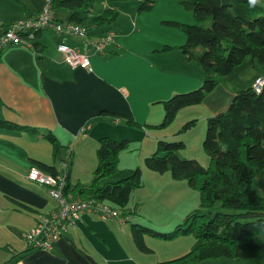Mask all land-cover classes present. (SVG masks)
Returning a JSON list of instances; mask_svg holds the SVG:
<instances>
[{"label":"crops","instance_id":"crops-1","mask_svg":"<svg viewBox=\"0 0 264 264\" xmlns=\"http://www.w3.org/2000/svg\"><path fill=\"white\" fill-rule=\"evenodd\" d=\"M46 2L0 0V26L34 16ZM99 4L103 6V0ZM104 5L117 7L116 3L112 5L106 0ZM123 6L120 9L127 14L128 21L115 22L114 28H110L114 32L113 41L100 54H91L90 69L66 65L56 50L58 38L51 30L37 33L30 48L12 44L0 52V118L25 127L19 130L0 128V264L18 253L20 256L12 264H153L159 261L148 255L153 250L143 253L135 248L123 222L103 220L90 214L75 219L67 232L53 242L51 249H35L23 240L27 229L57 207L44 186L27 180L25 174L29 166L41 162L52 166L55 172H62L61 163L67 160L66 193L81 197L77 195V188L86 187L92 181L81 182L79 173L83 167L86 171L94 169L99 137L119 140L134 138L140 132L143 145L147 140L143 155L152 151L153 144L162 136L161 131L152 125L161 119V112L158 113L160 101L175 92L195 87L202 78L196 63L186 60L181 53L158 50L175 42L164 37L141 39L140 28L130 26V17L136 16L135 20H138V15L134 14L131 4ZM95 7L92 5L87 18L103 10H95ZM52 12L56 19L66 20L67 11L55 9ZM155 30L167 34V29L156 26ZM102 34V25L91 24L84 38L69 36L64 43L90 50L88 42ZM184 40L185 36L177 43L182 44ZM158 51L160 53H156ZM244 71L248 73L245 85L238 81L241 78H237ZM259 73L247 61L242 62L225 77L219 78L199 104L180 109L177 112H181L179 124L191 119L205 122L207 116L225 110L235 91L249 86ZM153 111L155 118L152 120ZM111 114L132 118L135 129L124 119L111 117ZM143 125L149 128L148 131ZM45 133L51 134L59 145L56 157L51 153L50 142L44 138ZM195 140H198V134ZM136 163L139 166L138 158ZM117 167L131 168L129 155L120 152ZM144 174L149 173L144 171ZM169 178L165 184L168 190L173 188L179 197H192L181 209V213L188 211L190 200L191 204L195 201L191 187L184 180L171 181ZM155 187H146L141 180L135 191L138 193L129 195L126 206L131 213L124 222L139 223L148 217L143 203L145 199L142 200L140 193L145 190L149 197L150 192H154L155 197ZM170 202V194H167L163 204L158 201L157 206L170 209ZM151 205L150 213H158L154 209L157 207ZM180 216L170 209L159 212L155 219L172 220ZM183 245V250L177 253V245L168 247L163 253L167 255L163 261L186 253L189 246ZM260 246L253 259H207L196 264H264V246Z\"/></svg>","mask_w":264,"mask_h":264},{"label":"trees","instance_id":"trees-1","mask_svg":"<svg viewBox=\"0 0 264 264\" xmlns=\"http://www.w3.org/2000/svg\"><path fill=\"white\" fill-rule=\"evenodd\" d=\"M177 1L191 12L194 23H165L181 30L185 40L177 48L186 60L199 65L203 78L197 88L171 94L160 101V126L172 121L179 109L199 104L216 86L218 77L229 74L242 62L247 61L264 73V0ZM151 2L140 0L137 11L151 9ZM48 3L51 10L67 11L66 20L84 24L87 29L91 24L102 25L103 31L110 29L109 23L117 15L116 9L104 8L98 15L87 18L93 0H48ZM170 48L164 45L159 51ZM35 49L38 52L37 47ZM110 116L124 118L126 124L136 125L130 117ZM193 120L184 122L177 133L193 126ZM0 128L25 129L1 118ZM44 138L50 142L51 153L56 157L59 145L55 138L49 133H45ZM183 147L180 140L158 139L155 149L143 157V164L156 173L168 172L172 179L184 180L197 191L200 208L189 212L181 223L167 232L131 222L129 232L133 245L140 252L149 253L151 249L144 243L145 235L163 240L181 235L193 237V244L186 253L154 264H196L218 257L254 258L261 246L251 237L264 235V198L252 189L247 164L253 167L257 176L264 175V85L258 93L249 86L235 91L225 110L205 118L201 147L208 158L206 167L195 159L180 158L177 151ZM126 148L125 139L99 137L93 181L86 187H78L77 195L104 200L119 209L122 215L131 213L126 204L131 191L140 187L141 179L138 167H117L119 153ZM36 165L43 172L55 173L50 165L41 162ZM101 179L103 184L97 187ZM67 190L68 186L64 188L65 192ZM215 201L234 211L210 214L207 209ZM19 256V253L12 255L2 264H12Z\"/></svg>","mask_w":264,"mask_h":264},{"label":"rangeland","instance_id":"rangeland-1","mask_svg":"<svg viewBox=\"0 0 264 264\" xmlns=\"http://www.w3.org/2000/svg\"><path fill=\"white\" fill-rule=\"evenodd\" d=\"M99 1L101 0H93V7H95V10H98L99 8H110L109 5L106 6L104 5L105 0H103V6L101 4H99ZM140 0H106V2H109L110 4L114 5V3H116L117 7H113L114 9L116 8L117 10V15L115 17V19H113L110 23H109V28H114V23L118 22H124L126 23L128 21V16L127 14L124 12H122L120 8L124 7L123 5H127V4H131L134 10V14L138 15V20H135L136 16H132L130 17V26L131 28H140L139 30V36L141 39H154V38H158V39H162L167 38V40H170L171 42H175L173 44H167L166 46H170L172 48H170L168 51H177V53H180L179 49L177 48L178 45H180V43H177L178 41H180V39H182L184 37L183 33L181 32V30L175 26H171L166 24V21H175L178 23H185V24H193L194 23V18L191 14V12L189 10H186L182 7V5L180 4L179 1L177 0H151V9L149 10H141V11H137L136 7L138 6ZM114 2V3H113ZM155 4V6H153ZM91 14H95V12H91ZM135 23V25H134ZM159 27L161 29H167L166 33L160 32V31H156L155 28ZM163 31V30H162ZM169 42V41H167ZM161 48H159L158 50H160ZM160 52H166V51H160ZM159 51L156 53H160ZM173 53V52H172ZM165 62L162 61V65H164ZM195 65V64H193ZM197 65V64H196ZM199 67V65H197ZM199 69H201L199 67ZM234 69V68H233ZM202 73V71H201ZM225 77L224 76H220L217 78V81L219 78ZM248 77V73L247 71H244L243 73H240L237 78H241L242 80H238L240 81L243 85H245V80ZM202 78H203V73H202ZM201 80H199V84L196 85L195 87L191 88V89H187L185 91H178L175 93H180V92H187L189 90L195 89L198 86H200L201 84ZM241 88H238V90ZM174 94V93H173ZM159 107V106H158ZM186 108L190 107L189 106H185ZM183 107V109H186ZM159 111L158 113L161 112V118H162V108H161V104L160 107L158 108ZM182 109V108H181ZM180 110V109H179ZM178 110V111H179ZM144 113H147V115L149 114V112L144 111ZM180 113H176L175 116L173 117L172 121H170L167 125H163L160 126L159 123L161 122V119L155 124L152 125H156L154 126L155 129L157 131H161V137H159L158 139H164V140H168V141H182L184 143V147L180 150L177 151V154L180 158H184V159H195L198 163H200L203 167H206L208 165V158L205 155V153L202 150L201 147V142H202V138L200 139L201 134H204L205 132V122H200L201 119L198 120H193L194 124L193 126H191L189 129V131H184L181 133H177L178 129L180 128V126L182 125L179 124V117H180ZM151 115H149L150 118ZM187 116V115H185ZM154 117V111L152 113V120ZM124 119V118H121ZM149 120V119H148ZM192 120V119H191ZM189 121V120H188ZM145 124V123H144ZM146 130L148 131L149 128H147V126L143 125ZM131 128L135 129L134 127L136 126H130ZM198 134V140H195V135ZM141 133L138 132V136L134 137V138H125V140H127V148L123 149L121 152L123 154L129 155V157L131 158L132 161V167H138L140 170V179L142 180V182H144V185L146 187H149L151 189H153L155 187V193L156 196L154 197V192H150L149 197L147 196V192L144 190V192L140 193V196H142V200H144V204L147 208V214L148 217H146L145 219H142L143 221H139L138 224H141L145 227H149L153 230L156 231H160V232H167L169 230H171L174 225H176L177 223H181L184 219V217L189 214V212L194 211L196 209H199V201H198V193L195 189L190 188L192 190V194L194 196L195 201H192L191 204V200H190V207L188 209V211H184L181 213V209H183L185 207V204L187 203L188 199H191V196H180L177 194V192L173 189L170 188V190H168L167 186L165 185L167 183L168 180V176L169 173L168 172H163V173H156L154 171H151L149 169H147L144 164H143V157L148 155L150 152H152L155 148V145L153 144V150L152 151H148V153H146L145 155H143L145 152V148H146V143L147 140L143 141L145 144L143 145L142 143V139L140 137ZM157 139V140H158ZM121 140V139H119ZM142 145V146H141ZM141 146V149L140 147ZM137 158L139 160V166L138 163H136ZM141 169H142V173L141 174ZM144 171L149 173L148 175L144 174ZM247 171L248 173L252 176V181H251V187L252 189L255 191V193L261 197L264 198V175L262 176H257L253 170V167L249 164H247ZM80 178H81V182L86 183L89 182L90 180L93 181V175H92V171H86L85 167H83L80 171ZM162 175V176H161ZM171 179V178H169ZM171 181H175L173 179H171ZM179 181H183V180H179ZM177 181V182H179ZM103 183V180L99 181L96 186L100 187ZM151 184V185H150ZM138 188L133 189L131 192L133 193H138L135 192L137 191ZM150 190V189H149ZM170 194V209L173 212H176L178 214H180V217H177V219H172V220H167L164 218V220H159V219H155L159 217V212H163L166 210H170L168 206H157L158 201L160 203L163 204V199L164 197ZM132 195V194H131ZM137 195V194H136ZM182 198V200H181ZM154 204L157 208L154 207V209L158 210V213H150V209L153 208V206L151 204ZM127 205V204H126ZM127 207V206H126ZM128 208V207H127ZM161 210V211H160ZM210 214H213L215 212H233L234 210H232L231 208H227V207H223L221 206L219 201H215L208 209H207ZM119 213L121 216H129L128 215H122L120 210L118 209ZM264 211V209H263ZM127 212V211H126ZM140 219V218H137ZM131 222H135V221H126L123 222L122 225H124V228L126 227L127 232L129 231V224ZM126 225V226H125ZM123 229V227H122ZM130 237V235H129ZM256 243L258 244H262L264 246V235H253L251 237ZM131 239V238H130ZM183 241H186L185 243H183ZM193 237L191 235H181L178 236L174 239H170V240H163V239H159L156 237H151V236H144V243L147 247H149L151 249V251L153 250V253L148 254L150 257L159 260L158 262H162L163 260H165L163 257L167 256L165 254H163L168 247L173 246V245H177L178 250L175 251L177 252H181V250H183V248L185 247L183 244H185L186 246H190L193 244ZM132 243V242H131ZM181 243V244H180ZM188 248V249H189ZM264 249V248H263ZM225 259L224 257H218V258H212V259ZM262 258H264V250H263V254H262ZM228 259H235V258H228ZM253 259V258H252ZM167 261V260H166ZM155 262V263H158ZM154 264V263H153Z\"/></svg>","mask_w":264,"mask_h":264},{"label":"built area","instance_id":"built-area-1","mask_svg":"<svg viewBox=\"0 0 264 264\" xmlns=\"http://www.w3.org/2000/svg\"><path fill=\"white\" fill-rule=\"evenodd\" d=\"M43 30H51L58 38L56 50L66 65L83 69H90L91 54H100L105 46L113 41L114 36V32L110 29L103 31L100 37L88 42L90 50L64 43L69 36L84 38L87 35V27L81 23L56 19L47 0L46 5L34 16L0 26V52L12 44L32 47L36 34ZM263 85L264 73H259L252 78L249 87L258 93ZM61 165L62 172L54 174L43 172L31 165L25 174L27 180L44 186L57 205L54 211L24 233L25 243L35 249H51L53 242L64 235L74 220L82 214H90L103 220L116 219L120 223L126 219V216L120 215L117 208L104 200L93 196L68 195L64 191L68 161H62Z\"/></svg>","mask_w":264,"mask_h":264}]
</instances>
